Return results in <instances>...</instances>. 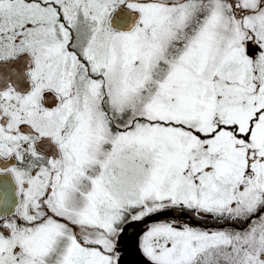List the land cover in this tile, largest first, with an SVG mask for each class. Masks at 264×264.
Wrapping results in <instances>:
<instances>
[{"label":"snow or ice","instance_id":"6c2138e0","mask_svg":"<svg viewBox=\"0 0 264 264\" xmlns=\"http://www.w3.org/2000/svg\"><path fill=\"white\" fill-rule=\"evenodd\" d=\"M264 264V0H0V264Z\"/></svg>","mask_w":264,"mask_h":264},{"label":"trees","instance_id":"16d2710c","mask_svg":"<svg viewBox=\"0 0 264 264\" xmlns=\"http://www.w3.org/2000/svg\"><path fill=\"white\" fill-rule=\"evenodd\" d=\"M142 227V225H133L127 229V233L125 235L126 247L124 250L126 252V255L123 257L125 258V260H123L124 264H139V256L138 253H136L137 251L135 249V242L137 234L139 233ZM128 245H132L133 248L130 249Z\"/></svg>","mask_w":264,"mask_h":264},{"label":"rangeland","instance_id":"374dc122","mask_svg":"<svg viewBox=\"0 0 264 264\" xmlns=\"http://www.w3.org/2000/svg\"><path fill=\"white\" fill-rule=\"evenodd\" d=\"M123 240H124V241H123ZM123 240H122L123 242H121V247H122V249L125 250V247H126V246H125V245H126V243H125V237H124ZM135 243H136V242H135ZM128 246H129L130 249L133 248L132 245H128ZM136 253H138V252H136ZM138 256H139V258H138V259H139V262H138V263H139V264H143V262H142V257H141L139 254H138ZM123 260H125V258H123Z\"/></svg>","mask_w":264,"mask_h":264}]
</instances>
